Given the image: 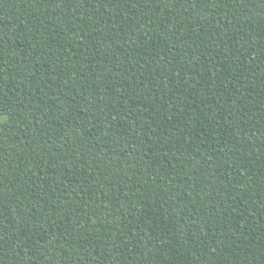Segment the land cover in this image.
I'll use <instances>...</instances> for the list:
<instances>
[{
    "label": "trees",
    "instance_id": "trees-1",
    "mask_svg": "<svg viewBox=\"0 0 264 264\" xmlns=\"http://www.w3.org/2000/svg\"><path fill=\"white\" fill-rule=\"evenodd\" d=\"M0 264H264V0H0Z\"/></svg>",
    "mask_w": 264,
    "mask_h": 264
},
{
    "label": "rangeland",
    "instance_id": "rangeland-1",
    "mask_svg": "<svg viewBox=\"0 0 264 264\" xmlns=\"http://www.w3.org/2000/svg\"><path fill=\"white\" fill-rule=\"evenodd\" d=\"M0 122H1V118H0Z\"/></svg>",
    "mask_w": 264,
    "mask_h": 264
}]
</instances>
